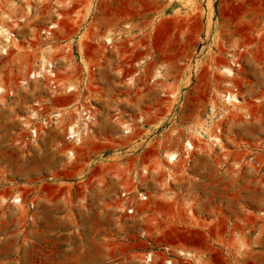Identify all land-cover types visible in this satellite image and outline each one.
Listing matches in <instances>:
<instances>
[{
  "label": "rangeland",
  "instance_id": "obj_1",
  "mask_svg": "<svg viewBox=\"0 0 264 264\" xmlns=\"http://www.w3.org/2000/svg\"><path fill=\"white\" fill-rule=\"evenodd\" d=\"M170 1L145 67L165 5L0 0V264H264V0Z\"/></svg>",
  "mask_w": 264,
  "mask_h": 264
},
{
  "label": "crops",
  "instance_id": "obj_2",
  "mask_svg": "<svg viewBox=\"0 0 264 264\" xmlns=\"http://www.w3.org/2000/svg\"><path fill=\"white\" fill-rule=\"evenodd\" d=\"M237 4V2H236ZM167 6V8L169 9L168 11L165 12V15L170 17L169 20H166V27L163 30L162 26L160 25H156L154 26V31H153V35H154V44L150 45L149 47L146 45L142 50H139V55L137 58L134 59V62L142 59V58H146L145 61H140V63L144 64L145 67H152V66H157L160 65L162 63V58L160 56L161 51L159 49L158 44L156 43L157 41H159V38L163 35H171L173 33V23L175 24L176 19H174V11L178 9V6L173 3V1L170 0H166V2H164V0H146V6H145V14L148 18L152 19L154 17H156L157 12L160 10V8L162 6ZM235 43L237 45V49L235 50V61L236 64L239 62L238 60H242V52H243V46H244V31L243 28L241 27V25H237V21H236V26H235ZM133 59V58H132ZM170 59H173V54H170ZM133 62V63H134ZM132 63V64H133ZM241 64V61H240ZM131 65V63L129 64ZM225 168V165H224ZM99 176V175H98ZM47 193V192H46ZM225 195V194H224ZM35 198V196H34ZM33 198V199H34ZM61 196L58 198V201L61 200ZM48 201L52 202L54 201L53 199V194H49V196L47 197ZM57 222V224L59 225H67L70 224L71 226H93V225H103L102 224V219H78V218H71V219H57V220H49V219H37L32 221V226H39L41 225H51L53 222ZM34 231V230H33ZM64 233V232H63ZM91 264L93 263L92 261H88V262H77L76 264ZM51 264V263H49ZM57 264H67V262L65 261V259L61 258L59 259Z\"/></svg>",
  "mask_w": 264,
  "mask_h": 264
},
{
  "label": "built area",
  "instance_id": "obj_3",
  "mask_svg": "<svg viewBox=\"0 0 264 264\" xmlns=\"http://www.w3.org/2000/svg\"><path fill=\"white\" fill-rule=\"evenodd\" d=\"M93 108H87L82 110L83 116L87 121L92 120L94 118ZM58 116L59 115H56L55 117ZM75 137L76 136L73 133L71 135V139H74ZM118 198L121 200V205L124 208L123 212L129 216H134L138 213V209L141 204L148 200V195L140 189H130L123 191ZM147 262L148 264H151L153 262V258L151 255L148 256Z\"/></svg>",
  "mask_w": 264,
  "mask_h": 264
},
{
  "label": "bare ground",
  "instance_id": "obj_4",
  "mask_svg": "<svg viewBox=\"0 0 264 264\" xmlns=\"http://www.w3.org/2000/svg\"><path fill=\"white\" fill-rule=\"evenodd\" d=\"M42 1H44V0H42ZM22 21H23V20H22ZM1 37H3V38L6 40V42H9L11 38L15 37V35H14V34H9L7 30H4V29H3V30L0 31V38H1ZM108 43L110 44V42H108ZM50 68H53V65H52V64L50 65ZM227 71H228L229 74H231V71H230V70H227ZM227 100H230V98H228ZM73 132H74V131H73ZM188 146H189L190 149H192V146H191V145H188ZM170 159H171V158H170ZM172 159L174 160V159H175V156H172ZM172 159H171V161H173ZM14 202H15V201H14ZM252 255H253V254H252ZM250 256H251L250 253H249V254H248V253H245V257H246V258H245V264H246V260H248V259L251 258ZM194 260H195V258H194ZM250 260H251V259H250ZM243 263H244V262H243ZM168 264H173V263L168 262ZM247 264H248V263H247Z\"/></svg>",
  "mask_w": 264,
  "mask_h": 264
}]
</instances>
